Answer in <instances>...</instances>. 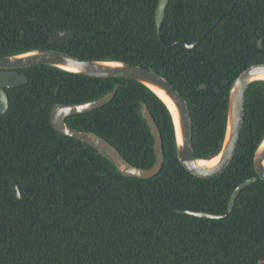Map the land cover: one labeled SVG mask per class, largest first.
<instances>
[{
  "label": "trees",
  "instance_id": "16d2710c",
  "mask_svg": "<svg viewBox=\"0 0 264 264\" xmlns=\"http://www.w3.org/2000/svg\"><path fill=\"white\" fill-rule=\"evenodd\" d=\"M157 3L0 0V55L55 49L158 73L190 110L194 156L209 160L221 149L231 83L247 67L264 63V0H169L158 32ZM213 23L193 49L177 43H193ZM45 29L71 34L50 42ZM16 71L27 83L5 89L8 108L0 114V264H264V179L253 163L264 136V80L247 87L230 163L202 178L178 160L171 116L139 82L46 64ZM215 74L227 80H219L218 89ZM115 85L109 102L68 116L66 125L99 135L131 165L146 169L155 154L140 113L145 104L163 145V163L153 177L123 176L94 148L51 125L54 104L95 100ZM251 177L228 212L232 191Z\"/></svg>",
  "mask_w": 264,
  "mask_h": 264
},
{
  "label": "water",
  "instance_id": "95a60500",
  "mask_svg": "<svg viewBox=\"0 0 264 264\" xmlns=\"http://www.w3.org/2000/svg\"><path fill=\"white\" fill-rule=\"evenodd\" d=\"M168 1L169 0H158L155 9V27L157 32L159 31ZM213 26L214 23L193 43H187L185 41H178L177 43L183 45L187 50L193 49L202 41ZM45 32L49 36L50 42L66 40L71 34L70 31H57L52 33L47 29H45ZM260 44L261 40L258 41V45ZM36 64H46L69 72L93 77L130 78L144 85L162 101L171 116L174 128L175 152L178 160L189 173L202 178H210L222 173L230 163L236 151L240 137L244 118V99L247 87L253 81L264 80L260 78V76H264V63H259L253 64L241 71L231 83L227 100L223 141L221 149L216 155L219 156V159L213 164L201 165L199 164L200 160H208L198 159L194 156L191 139V113L184 98L178 93L172 84L158 73L120 60H81L68 53L55 49H33L12 55H0V114L4 113L8 108V96L5 89L27 83L26 76L22 73H18L16 69ZM219 80L227 82L222 74H215L212 83L216 89H218L217 82ZM117 87L118 85H115L111 91L95 100L73 105L60 103L54 104L50 111L51 125L61 134L78 139L94 148L97 152L110 160L117 171L123 176L137 177L140 179L153 177L158 173L163 163V145L160 131L145 104H141L140 113L146 120L149 131L153 137V151L155 154L153 165L146 169L131 165L108 141L99 135L90 131H78L69 128L66 125V118L68 116L90 112L109 102L115 94ZM203 87H205V84L200 86V88ZM158 91L162 92L173 105L178 123V131L175 124V117L167 102L161 95H159ZM253 163L259 178L264 179V136L254 151ZM254 180V177L248 178L235 187L229 198L228 212L231 211L234 200L239 192ZM10 184L14 195L20 198L15 183L11 180ZM182 213L209 219L220 217L219 215L206 212L182 211Z\"/></svg>",
  "mask_w": 264,
  "mask_h": 264
},
{
  "label": "bare ground",
  "instance_id": "6f19581e",
  "mask_svg": "<svg viewBox=\"0 0 264 264\" xmlns=\"http://www.w3.org/2000/svg\"><path fill=\"white\" fill-rule=\"evenodd\" d=\"M260 78L264 79V76H260ZM158 93H159V95H161V96L164 98V100L167 102V104H168L170 110L172 111V113H173V115H174V117H175V124H176V128H177V131H178V123H177V118H176V114H175V111H174V107H173V105H172V104L169 102V100L163 95L162 92L158 91ZM218 159H219V156H216V157H214L213 159L208 160V161L200 160V161H199V164H201V165H209V164H213V163H215Z\"/></svg>",
  "mask_w": 264,
  "mask_h": 264
}]
</instances>
